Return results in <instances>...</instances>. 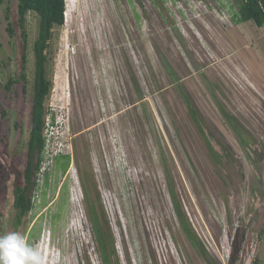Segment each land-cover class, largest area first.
<instances>
[{
  "label": "rangeland",
  "instance_id": "obj_1",
  "mask_svg": "<svg viewBox=\"0 0 264 264\" xmlns=\"http://www.w3.org/2000/svg\"><path fill=\"white\" fill-rule=\"evenodd\" d=\"M17 2L0 5V236L21 233L43 264H105L93 204L112 264H264V26L236 23L235 0H66L46 101L55 145L17 226L37 34L31 17L28 90L7 93L26 52Z\"/></svg>",
  "mask_w": 264,
  "mask_h": 264
},
{
  "label": "trees",
  "instance_id": "obj_2",
  "mask_svg": "<svg viewBox=\"0 0 264 264\" xmlns=\"http://www.w3.org/2000/svg\"><path fill=\"white\" fill-rule=\"evenodd\" d=\"M8 0H0V5ZM18 23L21 28V34L26 52L23 54L22 71L18 78L10 77L5 83L7 93L14 88L18 93L17 86L22 84L23 91L28 90V75L26 72L29 60L30 32L29 19L35 17L37 22V34L32 44V53L34 57V76L32 82V110H31V131L27 142L26 163L22 170V178L17 180L13 186V207L17 211L16 225L23 223V218L27 216L34 207L35 193L38 187L37 176L41 170L44 160L45 137L43 135L45 126V117L47 114L46 101L51 95L53 88V69L52 61L54 59L52 51V41L55 37V31L65 25L66 22V0H17ZM238 6V12L234 18L235 22L240 24L247 21H253L257 26H264V0H235ZM9 18V15H7ZM7 30L11 36L15 35V30L10 21ZM4 67V62L0 58V70ZM190 112L199 127L201 123L198 113L193 106H190ZM227 119L241 141L246 145L247 135L242 130L236 120L228 115ZM8 110L0 100V118L6 119ZM19 127V122H16ZM2 141H4L2 139ZM212 149V148H211ZM213 150V149H212ZM66 157V168L68 169L71 156L70 154H60ZM59 156V155H58ZM56 156V157H58ZM59 156V157H60ZM48 172H46V180ZM87 201H89L87 199ZM88 211L94 221L97 242L100 246L105 264H112L111 256L116 254L115 245L112 236L101 228L97 218V212L93 204H88ZM181 225L185 231L190 234L188 223L185 218L181 219ZM253 264H260L256 258Z\"/></svg>",
  "mask_w": 264,
  "mask_h": 264
},
{
  "label": "clouds",
  "instance_id": "obj_3",
  "mask_svg": "<svg viewBox=\"0 0 264 264\" xmlns=\"http://www.w3.org/2000/svg\"><path fill=\"white\" fill-rule=\"evenodd\" d=\"M0 264H43V260L37 248L13 231L0 236Z\"/></svg>",
  "mask_w": 264,
  "mask_h": 264
},
{
  "label": "built area",
  "instance_id": "obj_4",
  "mask_svg": "<svg viewBox=\"0 0 264 264\" xmlns=\"http://www.w3.org/2000/svg\"><path fill=\"white\" fill-rule=\"evenodd\" d=\"M51 116H47L45 117V126H44V131H43V135L45 137V149H44V153L47 151H51V147L52 145H55V133L53 132V130L58 127L59 123L56 121L55 119V115L53 114V112H51ZM61 127V126H60ZM63 154L62 152L58 153L56 156ZM69 154V153H68ZM55 156V157H56ZM44 166L41 167V170L43 169Z\"/></svg>",
  "mask_w": 264,
  "mask_h": 264
},
{
  "label": "flooded vegetation",
  "instance_id": "obj_5",
  "mask_svg": "<svg viewBox=\"0 0 264 264\" xmlns=\"http://www.w3.org/2000/svg\"><path fill=\"white\" fill-rule=\"evenodd\" d=\"M25 163H26V159H25ZM14 196V195H13Z\"/></svg>",
  "mask_w": 264,
  "mask_h": 264
}]
</instances>
